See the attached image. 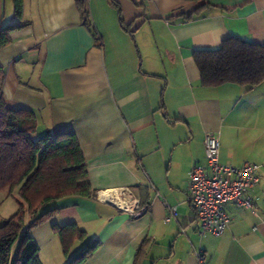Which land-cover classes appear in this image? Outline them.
<instances>
[{"label":"crops","instance_id":"0c3cea01","mask_svg":"<svg viewBox=\"0 0 264 264\" xmlns=\"http://www.w3.org/2000/svg\"><path fill=\"white\" fill-rule=\"evenodd\" d=\"M82 4L85 15L76 0H22L18 17L13 0H0V26L26 23L0 48V99L32 111L36 134L73 133L95 192L130 187L147 211L130 217L97 198L65 197L52 201L56 224L74 222L83 242L98 241L85 264H198V250L203 264H264V167L246 192L254 211L228 203L219 235L199 232L187 199L206 132L221 163L264 164V81L203 86L192 56L228 37L264 44V0ZM40 254L42 264L67 261Z\"/></svg>","mask_w":264,"mask_h":264},{"label":"trees","instance_id":"16d2710c","mask_svg":"<svg viewBox=\"0 0 264 264\" xmlns=\"http://www.w3.org/2000/svg\"><path fill=\"white\" fill-rule=\"evenodd\" d=\"M82 1L76 0L85 15ZM195 1L204 6L208 0ZM13 5L15 15L20 17L22 0H13ZM24 25L0 26V48L10 42L14 29ZM192 56L203 86L235 83L249 89L264 81V44L228 37L216 48L194 49ZM36 126L32 111L8 109L0 99V192L14 197L18 207L0 223V264H42L39 245L29 229L56 215L58 208L36 215L39 207L65 197L96 198L76 136L49 130L36 134ZM25 213L31 215L27 225ZM52 229L67 257L65 264H85L99 245L97 240L86 241L78 253L68 256L73 242L85 238L84 231L74 222L61 226L54 223Z\"/></svg>","mask_w":264,"mask_h":264},{"label":"built area","instance_id":"2783aa9c","mask_svg":"<svg viewBox=\"0 0 264 264\" xmlns=\"http://www.w3.org/2000/svg\"><path fill=\"white\" fill-rule=\"evenodd\" d=\"M86 1V0H84ZM204 164H195L188 173L187 199L199 222V232L221 234L228 222L226 205L233 203L254 211V201L247 190L259 181L257 171L264 164L245 161L241 166L221 163L218 158V139L210 132L203 137ZM103 192V195L100 193ZM96 198L114 206L130 217H138L147 211L130 187L99 190ZM175 214L174 207L171 215ZM166 221L169 217L165 218ZM198 264H203L201 250L195 254Z\"/></svg>","mask_w":264,"mask_h":264},{"label":"rangeland","instance_id":"374dc122","mask_svg":"<svg viewBox=\"0 0 264 264\" xmlns=\"http://www.w3.org/2000/svg\"><path fill=\"white\" fill-rule=\"evenodd\" d=\"M34 138H37V135L32 134ZM55 205L52 201L45 203L35 213L36 215H40L42 212L54 208ZM17 202L14 197L7 196L4 191L0 192V223L8 219L17 211ZM31 220V215L25 213L24 216V225H27ZM56 223L55 215H52L50 218L33 225L29 232L32 233L33 236H36L38 239V245L40 247V256L43 260L47 263L49 260H52L53 254L56 252L61 257H64L60 244H56V247H51V233H55L52 229V225ZM35 234V235H34ZM85 244V241H77L75 245L70 248L69 255L73 256L74 254L78 253L81 247ZM16 248V243L13 245L12 250ZM49 264V263H48Z\"/></svg>","mask_w":264,"mask_h":264},{"label":"bare ground","instance_id":"6f19581e","mask_svg":"<svg viewBox=\"0 0 264 264\" xmlns=\"http://www.w3.org/2000/svg\"><path fill=\"white\" fill-rule=\"evenodd\" d=\"M103 194H104L103 192L100 193V195H103Z\"/></svg>","mask_w":264,"mask_h":264}]
</instances>
